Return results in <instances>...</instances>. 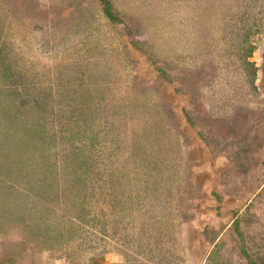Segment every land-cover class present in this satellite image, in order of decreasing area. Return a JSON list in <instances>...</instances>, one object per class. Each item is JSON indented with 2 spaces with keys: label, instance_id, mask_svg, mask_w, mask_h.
<instances>
[{
  "label": "rangeland",
  "instance_id": "374dc122",
  "mask_svg": "<svg viewBox=\"0 0 264 264\" xmlns=\"http://www.w3.org/2000/svg\"><path fill=\"white\" fill-rule=\"evenodd\" d=\"M111 2L118 21L101 0H0V249L192 264L207 242L198 264H251L264 253V0ZM208 152L225 158L214 191L191 177ZM224 192L245 205L238 229L217 209Z\"/></svg>",
  "mask_w": 264,
  "mask_h": 264
},
{
  "label": "crops",
  "instance_id": "0c3cea01",
  "mask_svg": "<svg viewBox=\"0 0 264 264\" xmlns=\"http://www.w3.org/2000/svg\"><path fill=\"white\" fill-rule=\"evenodd\" d=\"M202 145V144H201ZM204 147V144L202 145ZM208 152L206 154V158L203 159V161H198L195 159L194 164V171L191 175L193 181L195 183H201L203 185V189L206 191H214V187H219V176L217 175V170H219L221 167L225 166V162H222V159H225L223 157H211V155ZM215 156V155H214ZM208 157V158H207ZM259 189L256 191H253L251 194L255 195L256 192H258ZM229 193V192H228ZM227 192H224L223 197L221 198V202L217 203V209L221 210L222 219L227 218L229 213H233V219L230 221L223 220V223L226 225V227H229L230 224L234 221L236 213L239 214V211H242L243 208L240 204V199L236 196L229 195ZM220 206V207H219ZM238 208V212L236 209ZM203 212V211H202ZM218 213V212H217ZM227 216V217H226ZM198 228V222L197 221H191L187 224V229L191 231H195V228ZM203 238V237H202ZM200 237V239H202ZM203 241V240H201ZM201 244V251L197 250H191V262L192 264H198V262H201V260L205 256V247L207 245H210V243L207 244V242H202ZM207 244V245H205ZM12 244H10V247H8L4 250L0 249V264H75V263H69L65 259H62L61 263H55L54 260H51L47 254H38L36 250H14L11 247ZM20 260L24 261L25 263H21Z\"/></svg>",
  "mask_w": 264,
  "mask_h": 264
},
{
  "label": "trees",
  "instance_id": "16d2710c",
  "mask_svg": "<svg viewBox=\"0 0 264 264\" xmlns=\"http://www.w3.org/2000/svg\"><path fill=\"white\" fill-rule=\"evenodd\" d=\"M101 1L103 3L104 12L107 14L108 17L112 21H118V20H120V18L118 17L117 13L114 11V7L112 5L111 0H101ZM162 71H163V75H165V77L168 80H172V78L170 77L169 73H167L164 69H162ZM188 118H189V121L191 123H193V118L190 115H188ZM190 192L191 191L189 189L188 190L186 189V193H190ZM181 200H182V198H181ZM236 211L238 212V209ZM236 215H237V213H236ZM233 222H234L233 228L238 229L239 228V222H240V220L238 218H236V219H234ZM218 231H221V230H218ZM219 234H220V232H218V233L216 232L215 233V230L212 229V228H210L208 226V223L205 224V228L203 230V235H204L203 237H204V239L207 238L210 242L215 243L217 247H221V245H220L221 242L220 243L217 242L219 240V237H218ZM214 252H216V251H214ZM214 255H215V253H214ZM247 257H248L249 262L251 264H264V253L263 254L260 253L258 259H255V258L249 257V256H247ZM207 264H219V260L213 258L212 260H209V262Z\"/></svg>",
  "mask_w": 264,
  "mask_h": 264
}]
</instances>
